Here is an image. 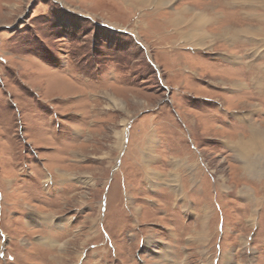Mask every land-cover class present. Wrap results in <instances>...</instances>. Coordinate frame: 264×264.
Returning <instances> with one entry per match:
<instances>
[{"label":"rangeland","instance_id":"374dc122","mask_svg":"<svg viewBox=\"0 0 264 264\" xmlns=\"http://www.w3.org/2000/svg\"><path fill=\"white\" fill-rule=\"evenodd\" d=\"M222 1L0 0V264H264V43L170 25Z\"/></svg>","mask_w":264,"mask_h":264},{"label":"crops","instance_id":"0c3cea01","mask_svg":"<svg viewBox=\"0 0 264 264\" xmlns=\"http://www.w3.org/2000/svg\"><path fill=\"white\" fill-rule=\"evenodd\" d=\"M220 5L224 6L226 9L236 10L242 19V24L238 25L233 23L226 26L217 34L208 33L205 30L206 27L212 23H216L221 17H223L221 13L213 12L212 15L208 14V19H205L204 23L198 25L193 24L191 26V29L189 30L190 32L188 33H198L199 37L194 38L189 42L200 50H207L216 43L229 44L232 47L241 45L245 48L247 47L245 45H248L247 48L249 51L245 53V57L250 59V54L258 52L259 48L263 47L261 46V43H264V0H223ZM185 7L181 10H175L176 12L170 16V25L173 27L172 32L176 33L178 35V39H182V41L185 40L183 37L185 36V33H182L181 30L183 26H187V21H185V19L188 17V15H186L187 10L185 11ZM191 9L195 11L193 14L196 12H198V14L202 12L201 10H197L193 7H191ZM178 14L184 21H182L179 25H176L173 20L179 17ZM249 22H251V24ZM241 29H243V31H241ZM187 42L188 41L185 40V43ZM223 60L232 64H237L239 62V56L235 57L223 54ZM247 64H249V62H247ZM252 64H250L249 67H253L254 75L251 77V80H254L255 77L259 76L263 69L260 67L261 64H257L256 66L255 63L253 64L254 66H252Z\"/></svg>","mask_w":264,"mask_h":264},{"label":"bare ground","instance_id":"6f19581e","mask_svg":"<svg viewBox=\"0 0 264 264\" xmlns=\"http://www.w3.org/2000/svg\"><path fill=\"white\" fill-rule=\"evenodd\" d=\"M128 1H130V0H128ZM133 1H135V0H133ZM139 4H140V6H145L146 7V5L148 4V2H150L149 4H150V6L152 7H154V6H163V5H165V4H168L169 3V0H139ZM138 4V3H137ZM149 6V7H150ZM186 10V9H185ZM182 13V12H181ZM185 13V12H184ZM179 15V14H178ZM194 18V19H193ZM205 19H208V16H206L205 15V13H203V12H201V13H199L198 14V12H196L195 14H194V17H190V19L189 20H186L185 19V21H187V22H189L191 25H193V24H196V25H198V24H202V23H204V20ZM176 21H177V19H176ZM182 21H184L183 20V18L182 17H180L179 18V23H181ZM184 23V22H183ZM196 25H194V26H196ZM204 26V25H203ZM202 26V27H203ZM199 29V28H198ZM204 30V29H203ZM241 31H243V30H241ZM199 34L197 33V34H193V33H186V37H187V39L189 40V41H192V39H194V38H197V37H199L198 36ZM209 37V36H208ZM195 44V43H194ZM200 45V44H199ZM202 45V44H201ZM203 49V48H202ZM114 99V98H113ZM114 100H116V99H114ZM118 105V104H117ZM116 105V106H117ZM118 135V134H117ZM253 136V135H252ZM262 138H264V133L261 131V130H259L257 133H255V136H254V138H252V139H254L257 143H259L260 142V140L262 139ZM122 139V138H121ZM251 139V140H252ZM253 140V141H254ZM262 142V141H261ZM239 144H241V142L239 143ZM238 145V144H237ZM244 145V144H243ZM256 145H258V144H256ZM235 146V145H234ZM117 147H118V145H117ZM237 147V146H236ZM258 147V146H257ZM240 149H241V147H239ZM244 149H242V150H252V147H250V148H247V147H243ZM235 149H237V148H235ZM237 152V151H236ZM246 152V151H245ZM245 152H244V155H245ZM242 153H243V151H242ZM247 153L248 154H251L252 153V151H247ZM254 153V152H253ZM260 153V152H259ZM147 155H149V154H147ZM243 155V156H244ZM106 156V155H105ZM150 156V155H149ZM247 156H250V155H247ZM150 158V157H149ZM247 161H245V163H246ZM257 166V165H256ZM248 169H249V166H248ZM249 171H252L251 169L249 170ZM256 172V171H255ZM155 175V174H154ZM153 176V175H152ZM151 176V177H152ZM258 176H259V174H258ZM83 177V176H82ZM81 179H83V178H81ZM159 179V178H158ZM40 217V216H39ZM51 220V219H50ZM53 220V219H52ZM30 221V220H29ZM64 222V221H63ZM42 241V244H47V245H49L48 243H51L50 241H48V240H41ZM146 245H148V246H151L150 245V241L148 240L147 242H146ZM60 256V255H59ZM161 258L162 259H164L163 260V264H167L169 261H167L168 259L166 258V254H164V252H163V254L161 255ZM160 258V259H161ZM69 258H67V260H68Z\"/></svg>","mask_w":264,"mask_h":264}]
</instances>
